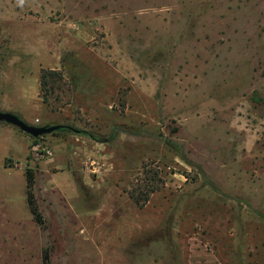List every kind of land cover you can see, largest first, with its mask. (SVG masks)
I'll list each match as a JSON object with an SVG mask.
<instances>
[{
  "label": "rangeland",
  "instance_id": "374dc122",
  "mask_svg": "<svg viewBox=\"0 0 264 264\" xmlns=\"http://www.w3.org/2000/svg\"><path fill=\"white\" fill-rule=\"evenodd\" d=\"M0 111L115 135L0 123V264H264V0H0Z\"/></svg>",
  "mask_w": 264,
  "mask_h": 264
},
{
  "label": "trees",
  "instance_id": "16d2710c",
  "mask_svg": "<svg viewBox=\"0 0 264 264\" xmlns=\"http://www.w3.org/2000/svg\"><path fill=\"white\" fill-rule=\"evenodd\" d=\"M61 80H63V75L61 72H59L58 70H47V69H43L42 70V74H41V87H42V93H43V101L45 103L49 102V98H48V93L47 88L50 84H53L51 86L52 89H55V85L54 84H59V82H61ZM119 129H121L122 131H124V127H120ZM63 133V132H71L73 133V130L70 129H62L59 130V133ZM79 135H85L97 142H106L109 141L110 139L115 138V135L113 137L110 138H103L100 135L91 132L89 130H84V129H79ZM43 137V136H42ZM41 138V137H39ZM38 138V139H39ZM37 139V138H36ZM27 198H28V203L30 205L32 214L36 220V222L40 225H44L45 224V219L43 217L42 212L40 211V208L38 206L36 197H35V193H34V175H33V171H29L27 173ZM137 199V198H136ZM138 204L141 206L146 205V203L148 202V198L144 199L142 202H140L139 199H137ZM42 261L43 264H51V249L50 248H46L43 251V255H42Z\"/></svg>",
  "mask_w": 264,
  "mask_h": 264
},
{
  "label": "water",
  "instance_id": "95a60500",
  "mask_svg": "<svg viewBox=\"0 0 264 264\" xmlns=\"http://www.w3.org/2000/svg\"><path fill=\"white\" fill-rule=\"evenodd\" d=\"M0 123H7L13 125L23 132L29 134L34 138H39L47 134L55 133L62 129H70L76 133H79V129L70 125L56 124V125H32L26 122L18 114L10 111H0Z\"/></svg>",
  "mask_w": 264,
  "mask_h": 264
},
{
  "label": "crops",
  "instance_id": "0c3cea01",
  "mask_svg": "<svg viewBox=\"0 0 264 264\" xmlns=\"http://www.w3.org/2000/svg\"><path fill=\"white\" fill-rule=\"evenodd\" d=\"M79 141H80V138H79ZM206 194L211 195L213 198L215 195V198L220 199L219 196H217V193H215V191L213 190V188L209 187V186L205 187L203 190H201L199 192L197 191L195 194V198L197 197V195H202V197H204ZM195 204H196V202H195ZM262 211L264 213V204L262 206ZM240 218H241V216L239 213H233V216L231 218L232 223H234L236 225V222L239 223Z\"/></svg>",
  "mask_w": 264,
  "mask_h": 264
},
{
  "label": "built area",
  "instance_id": "2783aa9c",
  "mask_svg": "<svg viewBox=\"0 0 264 264\" xmlns=\"http://www.w3.org/2000/svg\"><path fill=\"white\" fill-rule=\"evenodd\" d=\"M52 154H53V153L49 150V151H48V155H52Z\"/></svg>",
  "mask_w": 264,
  "mask_h": 264
}]
</instances>
